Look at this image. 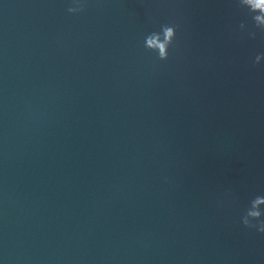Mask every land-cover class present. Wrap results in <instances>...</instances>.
I'll return each mask as SVG.
<instances>
[{
  "label": "water",
  "instance_id": "obj_1",
  "mask_svg": "<svg viewBox=\"0 0 264 264\" xmlns=\"http://www.w3.org/2000/svg\"><path fill=\"white\" fill-rule=\"evenodd\" d=\"M83 3L0 0V264H264V233L241 223L264 196L247 9ZM163 24L159 61L143 45Z\"/></svg>",
  "mask_w": 264,
  "mask_h": 264
},
{
  "label": "clouds",
  "instance_id": "obj_2",
  "mask_svg": "<svg viewBox=\"0 0 264 264\" xmlns=\"http://www.w3.org/2000/svg\"><path fill=\"white\" fill-rule=\"evenodd\" d=\"M237 6L241 9H247L251 16L253 29L249 30L244 22L239 24L240 38L246 35L249 39H255L258 30L264 35V0H236ZM72 5L68 7L69 13H78L84 10L85 4L83 0H72ZM175 24H163L160 26L159 32H152L144 39V48L147 51L156 54L159 61H166L169 58V48L174 47L176 38ZM264 60V53L257 54L253 60V65H259ZM264 205V196L254 197L241 217V223L244 227L255 228L258 232L264 233V210L261 206Z\"/></svg>",
  "mask_w": 264,
  "mask_h": 264
}]
</instances>
